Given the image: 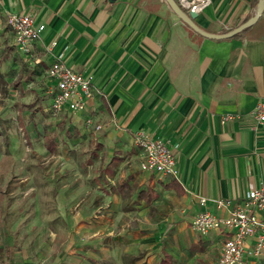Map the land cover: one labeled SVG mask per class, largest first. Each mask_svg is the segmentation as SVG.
<instances>
[{"label":"crops","instance_id":"0c3cea01","mask_svg":"<svg viewBox=\"0 0 264 264\" xmlns=\"http://www.w3.org/2000/svg\"><path fill=\"white\" fill-rule=\"evenodd\" d=\"M258 1L210 0L194 21L209 33L222 34L252 17ZM8 12L29 13L44 25L31 53L18 51L24 61H44L48 67L60 59L75 71L91 73L100 91L85 113L56 119L43 113L49 125L83 129L103 145L110 138H116L114 146L127 142L130 155L123 154L117 168L127 165V176L136 173L149 186L133 192L122 183L115 193L99 191L107 207L113 201L109 213L121 214L128 225L125 232L118 230L125 252L136 256L144 248L154 264L173 263L174 258L182 259L176 264L203 263L211 255V264L224 237L190 228L205 208L199 199L206 198V208L223 214L212 207L213 200L227 198L238 205L247 190L264 185V123L256 125L250 116L264 103V9L249 28L230 38L194 32L164 0H0V13L6 17ZM46 68L44 88L49 83ZM229 112L240 117L221 124L219 117ZM89 114L102 125L100 130L84 127ZM138 131L173 148L177 178L160 179L140 170L133 144ZM146 190L152 191L148 202L139 195ZM107 231L93 229L102 257L122 251L110 244L114 229ZM149 235L155 244L147 242ZM253 244L249 239L248 249ZM259 256L247 253L240 264Z\"/></svg>","mask_w":264,"mask_h":264},{"label":"rangeland","instance_id":"374dc122","mask_svg":"<svg viewBox=\"0 0 264 264\" xmlns=\"http://www.w3.org/2000/svg\"><path fill=\"white\" fill-rule=\"evenodd\" d=\"M0 21V71L5 79L0 84V264H154L144 248L136 256L125 252L118 230L125 232L128 225L121 214L109 213L113 201L107 207L99 192H114L122 183L133 192L148 189L138 174L127 176V165L117 168L121 156L130 155L127 142L114 146L116 138H110L103 145L83 129L49 125L42 112L48 103L41 80L47 63L24 61L1 13ZM46 136L54 138L55 152L46 149ZM103 227L114 229L108 238L121 252L102 257L92 237L93 229ZM145 238L155 244L150 235ZM174 259L168 264L182 261ZM211 259L208 255L195 264ZM242 264H264V256Z\"/></svg>","mask_w":264,"mask_h":264},{"label":"built area","instance_id":"2783aa9c","mask_svg":"<svg viewBox=\"0 0 264 264\" xmlns=\"http://www.w3.org/2000/svg\"><path fill=\"white\" fill-rule=\"evenodd\" d=\"M186 11L200 12L210 0H179ZM6 23L13 33L17 50L29 55L34 42L40 38L43 24H36L29 13L8 12ZM44 78L49 80L45 95L48 103L43 113L50 118L61 115H76L87 111L88 103L100 91L93 84V75L89 72H78L67 66L60 59L49 64L44 71ZM256 125L264 123V103H258L250 112ZM240 117L239 113H225L219 117L221 124L233 122ZM85 128L100 130L102 125L96 123L92 115L83 120ZM133 144L139 151V167L141 171L156 175L158 178L178 177L176 159L173 148L167 141L152 136L145 131L135 132ZM205 207L197 212L191 221L190 228L198 234L211 231L222 234L224 239L218 256L211 264H240L244 256H259L264 250V185L247 190L242 202L233 205L230 199L219 198L212 201V207L223 214L206 208L207 200L199 199ZM254 239L253 246L248 249V240Z\"/></svg>","mask_w":264,"mask_h":264},{"label":"water","instance_id":"95a60500","mask_svg":"<svg viewBox=\"0 0 264 264\" xmlns=\"http://www.w3.org/2000/svg\"><path fill=\"white\" fill-rule=\"evenodd\" d=\"M171 11L190 29L194 32L203 35L209 38H230L241 31H243L248 26L252 25L261 15L264 9V0H259L257 3V10L252 17L247 19L245 22L241 23L240 25L236 26L235 28L222 33V34H213L205 31L204 29L200 28L194 21V18L197 16L196 12L193 11H186L180 5V3L176 0H164Z\"/></svg>","mask_w":264,"mask_h":264},{"label":"trees","instance_id":"16d2710c","mask_svg":"<svg viewBox=\"0 0 264 264\" xmlns=\"http://www.w3.org/2000/svg\"><path fill=\"white\" fill-rule=\"evenodd\" d=\"M176 1H178V0H176ZM257 4V3H256ZM250 18V17H249ZM247 20V19H246ZM245 20V21H246ZM247 28H249V26L247 27ZM247 28H245L244 30H246ZM243 30V31H244ZM0 64H1V59H0ZM4 82V80H3V78H2V74H1V72H0V83H3ZM44 145H45V147H46V149L49 151V152H55L56 151V142H55V140H54V138L53 137H51V136H46L45 138H44ZM165 187H169V185H164ZM151 194H152V191H148V190H146V191H140L139 192V195L141 196V197H144V199L148 202V201H150L151 199H152V196H151Z\"/></svg>","mask_w":264,"mask_h":264}]
</instances>
